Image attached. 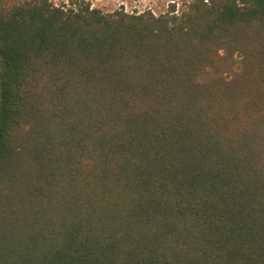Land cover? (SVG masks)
Returning a JSON list of instances; mask_svg holds the SVG:
<instances>
[{"label": "trees", "instance_id": "16d2710c", "mask_svg": "<svg viewBox=\"0 0 264 264\" xmlns=\"http://www.w3.org/2000/svg\"><path fill=\"white\" fill-rule=\"evenodd\" d=\"M0 264H264V0H0Z\"/></svg>", "mask_w": 264, "mask_h": 264}, {"label": "rangeland", "instance_id": "374dc122", "mask_svg": "<svg viewBox=\"0 0 264 264\" xmlns=\"http://www.w3.org/2000/svg\"><path fill=\"white\" fill-rule=\"evenodd\" d=\"M55 3L61 0H53ZM184 0H86L91 8L101 10L103 13L123 11L128 14L150 11L155 15L165 13L175 3L176 9Z\"/></svg>", "mask_w": 264, "mask_h": 264}]
</instances>
